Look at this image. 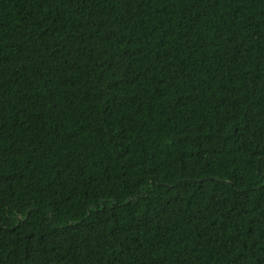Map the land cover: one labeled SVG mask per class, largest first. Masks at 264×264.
Wrapping results in <instances>:
<instances>
[{"label":"trees","instance_id":"16d2710c","mask_svg":"<svg viewBox=\"0 0 264 264\" xmlns=\"http://www.w3.org/2000/svg\"><path fill=\"white\" fill-rule=\"evenodd\" d=\"M0 264H264V0H0Z\"/></svg>","mask_w":264,"mask_h":264}]
</instances>
